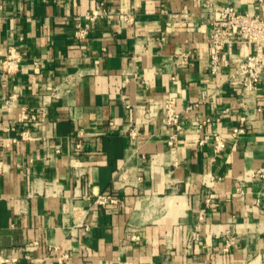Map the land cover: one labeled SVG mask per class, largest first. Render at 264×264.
<instances>
[{"label": "crops", "instance_id": "1", "mask_svg": "<svg viewBox=\"0 0 264 264\" xmlns=\"http://www.w3.org/2000/svg\"><path fill=\"white\" fill-rule=\"evenodd\" d=\"M96 1L0 0V64L10 46L21 56L11 73L0 66L4 264H264V181L245 179L264 166V81L244 93L228 82L235 64L207 74L200 16L212 2L264 18V0H103L107 17L90 22ZM77 24L84 39L74 37ZM169 95L182 127L171 146L162 123ZM41 104L45 120L31 121ZM245 115L246 132L233 138ZM108 120L107 132L91 134ZM21 130L31 138L11 142ZM79 130L90 135L77 187L69 158ZM114 187L116 205L82 196Z\"/></svg>", "mask_w": 264, "mask_h": 264}, {"label": "built area", "instance_id": "2", "mask_svg": "<svg viewBox=\"0 0 264 264\" xmlns=\"http://www.w3.org/2000/svg\"><path fill=\"white\" fill-rule=\"evenodd\" d=\"M261 3L263 0H257ZM2 4L0 3V9ZM108 15V9L103 0L96 1L95 9L87 15L90 22H94L99 18H106ZM200 16L204 22L208 25L206 44L209 55V62L207 68V74L211 78H215L221 70L230 67L231 64H235L232 73L228 77V82L232 85L240 86L242 92L251 93L257 89L260 82L264 81V18L258 14H249L247 12H240L235 10L232 4L219 5L216 3H208L207 9L201 12ZM183 18L182 21L188 22L190 19L186 15H173V20ZM119 19L123 22H133V19L128 14H120ZM88 34V30L79 24L76 25L74 31V37L76 39H84ZM250 45L253 47L252 52L243 53L239 51L235 52L236 46ZM179 58L186 59L187 56L180 54L176 56V64H179ZM21 62V56L14 46L8 48V53L1 61V68L4 72L11 73L18 69ZM35 70L37 71V63H35ZM70 77L65 79L64 87H69ZM56 95V94H55ZM246 98L242 101L245 102ZM8 103V100L6 101ZM176 98L174 95L167 96L163 101V118L162 123L168 131L167 144L171 146L176 140L178 132L182 129L179 121V113L175 108ZM45 104H41L37 110L29 114L31 121L43 122L46 118ZM259 110V109H257ZM248 116H242L239 119L237 126L231 129V136L238 138L244 134L248 125ZM113 126V121L108 120L104 127L98 129L94 128L91 134H103L107 132L110 127ZM138 128L132 127L129 130L128 135L134 138L137 134ZM90 135L83 130H79L75 134V142L73 149L70 153V163L74 170L75 184L79 187L84 173L78 167V161L81 153L84 149L83 140ZM31 138L28 130H21L18 133L17 138H12L11 142H17L18 140H29ZM213 149L218 152L224 148V142L221 136L217 133L212 134ZM58 152V150H56ZM3 172V168L0 164V174ZM122 178V176H120ZM245 179L248 181H264V166L249 170L245 173ZM46 184H50L46 182ZM114 190L108 194H99L91 198L90 194L83 192L82 196L87 200H90L94 204L100 206L116 205L118 204L117 190ZM31 193V189L29 190ZM243 189L241 185L235 188L233 195H241ZM210 194H208L204 201L208 206L211 200ZM202 211L198 217L202 218ZM131 240H137V235H131ZM233 238H228L223 250L228 251L230 246L233 245ZM9 259L0 256V264L8 262Z\"/></svg>", "mask_w": 264, "mask_h": 264}]
</instances>
